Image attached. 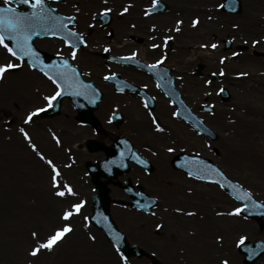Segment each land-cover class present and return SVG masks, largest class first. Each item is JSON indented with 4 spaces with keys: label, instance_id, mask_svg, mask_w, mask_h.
<instances>
[{
    "label": "rangeland",
    "instance_id": "obj_1",
    "mask_svg": "<svg viewBox=\"0 0 264 264\" xmlns=\"http://www.w3.org/2000/svg\"><path fill=\"white\" fill-rule=\"evenodd\" d=\"M165 1L168 4L165 12L148 16H200V23L203 22L204 16H234L227 23L231 27L235 23L241 29L247 21L260 27L261 35L250 34L247 35L250 36L248 39L246 35L243 37L233 34L224 35L225 38L233 41V46L227 51L224 50V45H221L224 38L221 35L219 40L215 38L217 39L215 41L212 36L199 31L189 34L190 37L185 41V55L192 48L200 49L201 61L205 65L206 73L223 71L221 82L214 83V88L218 91L219 86L224 85L232 94L231 100L225 101L229 103L227 106L219 110L217 104L218 113L222 115L221 118L226 119L229 129H227L228 133L221 128L216 129L219 139L215 141L207 137L184 138L183 145L179 146L177 151L180 152L181 148H184V152L200 154L211 159L258 200L264 201V95L256 88L258 84L263 83L264 65L250 68L244 64L250 63V58L255 57L264 63V52H260L258 47L264 45V0H241L242 10L236 14H229L222 7L217 6L221 5L223 0ZM50 3L52 4V0ZM151 4L152 0H136V5L141 7L139 15L145 16L144 10ZM59 9V12L63 13L73 10L67 7H59ZM100 9L98 6L97 11L100 12ZM186 21L189 25L191 24L189 19ZM255 24L252 26L254 27ZM185 28L189 29L188 26ZM108 29L109 27L106 28ZM233 37H235L234 40ZM253 40H258L261 44L254 46ZM215 42L218 46L214 50L215 53L211 55L207 54L209 47H201V45H210ZM239 44L248 46L250 49L239 52ZM35 45L49 54L55 55L57 51H60L71 60V52L62 40L37 38ZM252 48L258 51L253 52ZM233 52H238L239 56L233 57ZM208 57H211L212 62H209ZM221 57L227 58L223 64L220 63ZM9 59L12 58L3 48H0V63ZM71 62L86 78L87 68L77 59ZM111 70L116 71V69ZM91 71H99L101 76L110 72L109 69ZM238 73H247V75H237ZM229 76L231 85L227 82ZM96 85L99 86L97 82ZM99 87L104 96H107L106 90ZM54 91L55 86L51 81L39 71L31 69L26 62L19 70H11L3 79H0V264H123L113 244L100 229L91 223L87 228L84 227L86 223L84 217L91 213V197L95 193L87 163L105 158L101 151L88 149V140L94 137L100 142L111 143L117 134H125L124 129L121 127L115 131L107 127V122L101 121L106 134L100 139L92 129L89 130L90 127L82 126L76 119V110L68 98L63 100L59 114L50 118H41L37 115L32 122L25 125L24 119L27 112L38 106L44 107L46 102L43 96L51 95ZM203 101L208 102L206 99L201 100ZM110 107L113 109L110 111L108 109L107 116L114 110L113 106L110 105ZM98 116L102 119V116ZM199 116L204 119L203 114L199 113ZM216 116L220 115L216 114ZM205 121L208 124L211 122L207 119ZM20 127L25 128L32 142L36 143L39 150L47 158L52 159L59 168L61 190L63 184L67 183L76 192V196L61 198L54 195L55 190L50 183L51 170L28 146L19 132ZM72 129L73 133L78 134L80 138L71 144L72 141L68 140V135L69 130L72 131ZM53 133L59 137L61 141L59 145L53 139ZM242 134L249 135V139L244 137L243 141ZM187 140L190 141L187 142ZM174 141L176 142L175 139H165L163 148L171 147V142ZM133 143L141 152L139 144L136 141ZM228 158H231V163ZM152 163L154 170L147 175L152 185L158 189L148 186L144 188L149 194L159 199L158 207L153 213L147 214L130 207V197L111 184L112 219L125 233L129 244L140 246L146 252L141 258H128V264H221L223 260H228L229 264H246L237 241L241 236L246 237L245 241L264 240V223L259 224L257 220L241 215H227L235 207H239L240 203L218 185L189 178L184 173L175 171L171 165L155 161ZM132 167L134 170L139 169L134 165ZM159 170H163L167 175L162 177ZM119 179L121 180V177ZM80 200L86 203L80 214L75 215L71 220L73 232L51 252L43 250L36 257L28 255L31 248L35 246L31 232L36 231L40 236H45L54 226L62 223L60 219L62 211L70 203H78ZM177 208L183 211L178 213L175 211ZM186 212H195L196 215L188 216L184 214ZM198 212H203L204 215L211 214L210 222L206 224L203 231H207L205 235H209L211 241L215 240L212 242H217L214 247V243L210 244L211 241L207 242L206 247H202L199 243V228H196L195 222L191 220V218L195 220L194 217L198 218ZM218 213H224V215H218ZM224 219L228 221H225L226 226L223 224ZM190 221L192 222L190 225L185 224ZM157 224L163 226L159 232L156 230ZM187 226L190 227L186 228ZM193 230L196 232L195 235L184 239L187 236H185L186 231ZM89 233L96 237L95 242L88 239ZM209 237H207L208 240H210ZM217 237L223 239L218 240ZM163 246L166 249L164 248L161 253L158 248ZM259 261L256 263L264 264V255Z\"/></svg>",
    "mask_w": 264,
    "mask_h": 264
},
{
    "label": "flooded vegetation",
    "instance_id": "obj_2",
    "mask_svg": "<svg viewBox=\"0 0 264 264\" xmlns=\"http://www.w3.org/2000/svg\"><path fill=\"white\" fill-rule=\"evenodd\" d=\"M129 3L132 7H130L128 12L120 15L121 8ZM52 5L58 11L60 10L59 7L73 9L72 12L61 13L65 15H76L77 17V23L74 26L75 30L82 32L87 41V47L78 49L77 61L87 68L86 78L95 83L97 82L107 93V96L103 95L97 109L98 115H100V117L102 116L101 121L107 122L109 128L115 129V131L122 127L125 134L118 135H125L129 139L136 141L139 144L138 146L142 149L141 152L146 157H149L156 163L173 165L176 155H178V153H183V150H185L181 148L180 152L177 151L179 146L183 145L184 136H173V129L177 127L176 125L181 124L186 126V129L190 132L188 135L189 138H191V136L192 138L201 137L198 131L185 121L181 115L179 117H174L172 115L174 111H179L180 103L178 101L181 100L193 113L198 115L199 113L203 114L204 119L212 122L209 121L210 124H214V126L219 125L217 127L218 129L221 128L225 133H228L227 129H229V125L225 118L219 119L218 122L215 123V109L212 112H206L202 109L203 105L216 106L222 103L221 98L219 96V98L212 96L210 99L206 98L208 102H201V97L194 95V91L186 87L187 76H191L197 77L196 79H199V83L201 80V83H204L205 86L209 87L211 90L214 88V82L210 78L211 73H206L205 68L202 76L196 75L195 70L197 65L203 62L200 56L201 50L192 48L190 52L185 55V41L190 37L189 34L194 32L198 33L201 26H206L210 20L213 21V18L215 20V16H204L202 23H200V16H132L134 6H136V0H108L107 5L103 3V0H85L82 5L76 2V0H52ZM74 5L79 7V12H76ZM98 6L101 9L105 6L112 7L109 25L103 26L102 21L97 19V15L101 12V9L100 12L97 11ZM120 6L122 7L119 8ZM113 14H117L118 16H114ZM209 17H211V19H209ZM197 18L199 19V23L193 27L192 21ZM188 19L191 21L190 25L188 21H186ZM177 20L183 22L180 25L179 32L172 30L176 27ZM113 21L115 23H113ZM152 25H156L155 30L152 29ZM186 26H188L189 29L186 30ZM71 27H73V25H71ZM107 27H109L108 30H106ZM207 28L210 27L207 26ZM212 31L211 29L204 30L206 35L212 36L216 41V32ZM165 36L172 37L166 45L163 40ZM153 43L160 45V47L156 49L151 48L150 45ZM105 46L110 47V52H104L103 49ZM67 49L71 52L70 48L67 47ZM214 50L215 49L209 47L208 53H214ZM133 52H136L137 55L132 60L117 61L112 59L113 56H129ZM162 56L165 57L164 62L158 66L154 72H150L146 67H143V65L154 63ZM191 56H193V59ZM208 58L209 62H212L211 57ZM95 69H109L110 72L106 74L118 73L131 83L132 88L124 93H118L114 85L109 81H105L103 75L101 76L99 71H91ZM111 69H116V71H112ZM91 77L92 79H90ZM208 80L211 81L212 86L211 84L205 83V81ZM158 83L160 87H157ZM213 90L217 92L215 88ZM125 93L127 95H124ZM123 95L125 98L122 97ZM148 97H153L154 99L149 101V108L145 109L143 103ZM100 105H102L101 109ZM110 105L114 107V110L107 116L108 109L109 111L113 109ZM116 111H120L124 115H127L125 124L122 123L117 125L113 121L109 123V118L112 117ZM149 112L155 115L161 127L165 129L163 133L155 130ZM141 115L144 116L145 122L142 121ZM132 118L138 123L137 126H132V121H130ZM132 127L134 129H132ZM90 129L92 128H89V130ZM193 133L196 136H194ZM105 134L106 132H104L102 136ZM161 134L165 135V137L161 138ZM165 139L176 140V142H171V147L173 146L175 151L171 153L168 152L167 149L169 146L163 148ZM225 149L227 150V146H225ZM131 172L132 171H130V178L138 183L136 186L137 188L148 186L155 190L158 189V187L152 185V181L144 169L139 168ZM160 174L162 177L167 175L163 170H160ZM121 182H123V180H121ZM115 183L117 184H114V186H118L121 189L119 183ZM197 214L199 219L201 217L204 219L206 215V213L204 215V213L202 214L201 212ZM189 227L190 226H187L186 228Z\"/></svg>",
    "mask_w": 264,
    "mask_h": 264
},
{
    "label": "snow or ice",
    "instance_id": "obj_3",
    "mask_svg": "<svg viewBox=\"0 0 264 264\" xmlns=\"http://www.w3.org/2000/svg\"><path fill=\"white\" fill-rule=\"evenodd\" d=\"M105 5L108 4V0H103ZM15 5H24L27 6L30 11H21L18 7H14ZM158 6V0H152V4L150 7L144 10V15L148 16L156 7ZM218 7H222L221 5H217ZM76 12H79V7L75 6ZM132 5L126 4L121 8L120 15L128 12ZM55 9L51 8L46 0H2V4H0V48H3L8 56L12 59L5 61L4 63H0V79L5 77V74L11 70H19L23 67L25 60L27 59L28 66L35 70L39 71L44 77H46L51 83L55 86V91L51 95L43 96V100L46 102L45 107H35L34 109L27 112L26 117L24 119V124L27 125L33 121L34 117L38 114H42L46 111V108H51L53 103L57 101V99L63 96L66 92L71 90V95L81 96L88 103L95 104L97 100V89L93 87L91 83L85 82L81 79L83 75L78 67L73 64L71 61L77 59V52L81 46L87 47V41L84 38V34L82 32L75 30V24L77 23L76 15H55ZM112 12V9L109 7H104L101 9L99 15L105 16ZM95 15V14H94ZM211 19V17H209ZM183 22L180 20L176 21V27L172 29L173 31L179 32L180 25ZM199 23V19H194L192 21V26L195 27ZM69 25H73V27H69ZM134 27V26H133ZM232 27L234 29L239 28L238 24H233ZM39 29V32H37ZM152 29H156V25H152ZM46 35L48 37L57 38L63 41V44L71 49L70 57L63 55L60 51L55 53L56 59L51 60L50 63H46L44 58L41 56L40 52L33 46V37L38 35ZM172 37L165 36L163 38L164 44L166 45ZM235 37H233V40ZM260 41L253 40L252 44L255 46L259 44ZM247 43V41H245ZM216 43H212L210 45H201V47H210L212 49L217 48ZM151 48L156 49L160 47L155 43L150 45ZM104 52H110V47L105 46ZM137 55L136 52H133L129 56H121V57H112L114 60L126 61L132 60ZM233 57L239 56L238 52L232 53ZM165 57H161L156 60L154 63L143 65L150 72H154L158 66H160L164 62ZM227 58L221 57L220 63L223 64ZM17 61V62H13ZM221 75L223 71L221 70ZM90 75V73H89ZM237 75H247V73H238ZM116 78V73H109L103 76L105 81L114 80ZM125 82L118 81V84H123ZM206 84H211V81H205ZM157 87H160V84H157ZM117 91L123 92V87H117ZM220 92H223L224 89H219ZM206 95H211V93H206ZM154 99L153 97H148L144 100L143 106L145 109L149 108V101ZM149 115L152 120V124L155 126V130L157 132L163 133L165 129L161 127L160 123L157 121V118L154 114L149 112ZM174 117H179L181 115L180 111H174L172 113ZM115 117V113L113 117L109 118V123H111L112 119ZM19 132L23 135L25 141H27L28 146L31 150L36 154L37 157L41 161H44L50 168V183L51 187L55 190L54 195L57 197H66V196H76V192L73 188L67 184H63V189L61 190V181L59 179L61 173L57 165L54 163L52 159L47 158L43 152H41L36 143L32 142V138L29 133L25 130L24 127L19 128ZM53 139L56 144H60L61 141L55 133L52 134ZM123 144L126 146V151H121L120 159L118 160H110L105 162L106 169L109 165L121 163L123 158L131 153V158L133 160L138 161L141 165L147 163L146 160L140 158L138 155L132 152L131 146L128 141H123ZM168 152L175 151L174 148L169 147L167 149ZM190 163L196 165L198 167L197 172H193L191 169L187 172L189 177H194L197 180L208 181L213 184L219 185L220 188H230L232 190V196L237 201H252V193L248 190H245L238 182H234L230 180L226 174L219 168L212 165L206 164L204 161L198 159L197 156L190 158ZM187 166V164L183 165ZM202 173V174H201ZM191 192V189H189ZM137 195L143 196V193H137ZM86 202L80 200L78 203H70L69 206L62 211L61 221L62 223L59 226H54L51 231L45 236H40L38 232H31V236L34 238L35 246L31 248V251L28 255L32 257H36L43 250H47L51 252L54 247H58L59 244L66 239V237L73 232V227L71 224L72 218L80 214L81 209L84 207ZM138 207L141 209L147 208V204H141L139 201L137 202ZM261 208H264V204L259 205ZM249 205L247 203L241 204L239 207H235L232 212L227 213V215L239 216L241 212L247 209ZM176 212H182L183 210L177 208ZM188 216L196 215L195 212H186L184 213ZM218 215H224V213H218ZM91 219H96V217H92ZM86 221L84 227L87 228L91 220L88 216L84 217ZM108 218L103 217L102 220H97V223L105 224L107 228H109V236L112 237L116 253L119 255L120 260L123 264H128L127 257H125L122 253H120L119 242H120V234L111 230V226L107 223ZM163 226L161 224H157L156 228L160 229ZM88 239L90 241L95 242L96 237L88 234ZM218 240H222V237H217ZM246 240V237L241 236L237 241L238 245H243ZM221 264H229L228 260L221 261Z\"/></svg>",
    "mask_w": 264,
    "mask_h": 264
},
{
    "label": "water",
    "instance_id": "obj_4",
    "mask_svg": "<svg viewBox=\"0 0 264 264\" xmlns=\"http://www.w3.org/2000/svg\"><path fill=\"white\" fill-rule=\"evenodd\" d=\"M46 3L48 4L47 0H46ZM224 4H225V5H223L224 9L229 11V12H237L241 8L240 0H225ZM165 7L166 6L164 5L163 2H159L158 6L154 10L164 9ZM21 11H30V9L28 8L27 10H21ZM54 14L59 15L58 13H56V11ZM37 32H39V29H37ZM38 36H46V35L41 34ZM36 37L37 36L33 37V40H32L33 46H34V39ZM37 51L40 52L41 56L44 58L46 63H50L51 60L56 59V56H53L52 59L47 61L48 54L46 52L39 50V49H37ZM25 61L27 62V59ZM81 79H83L82 76H81ZM87 83H91V82H87ZM91 84L93 85L94 88H96V86L93 83H91ZM66 97L71 98V100L74 104V107L77 109V112H78L77 117L82 123L91 124L97 130L101 129L100 122L98 121V119L93 114V109L97 107V102L99 101V99L101 97V93L99 90L97 91V97L98 98H97L95 104L88 103V101L85 100L81 96L71 95V90H69L63 96L59 97L57 99V101H55L53 103V106L51 108L46 109V111L44 113H42L41 115L43 117H52V116L58 114L60 112L62 101ZM224 97L225 98L229 97L227 90L224 91ZM205 108L209 109L208 107H205ZM197 124L200 127L202 132H205L206 134L210 135L212 138L216 137V133L212 129L207 127L203 123L202 120L197 119ZM125 140L126 139H123V138L118 139L116 141L117 148H112L110 146L108 147L106 145L94 146V149L105 150L107 152V159L105 161L96 162L94 164H88L87 165V167L89 169V173L92 177V181L95 184L96 191H97V193L92 196V213L90 214L89 218H90L91 222L95 226L100 228L105 233V235L110 239V241H112L114 244L112 237L109 236V234H108L110 229L107 228L105 226V224L96 222L97 220H102L103 217H107L108 218L107 223L111 226V230H114L115 232H118L120 234V242L118 245L120 251L126 257H130V256L141 257V256L145 255V251L141 247H138L136 245H130L125 240V234L118 229L116 223L111 218V215H110L111 199L109 196L110 188L108 187L107 182H105L103 180V178L113 179L117 175L123 174L129 170L130 166L128 165V161L133 160L131 158V153H129L128 155H126L123 158V161H122L123 166L121 165V163H116V164L109 165V167L107 169L105 167L106 161H110V160H118L119 161L121 151H126V146L123 144V141H125ZM128 143L131 146L132 152L140 157V155L133 148L132 144L130 142H128ZM190 158H192V157L188 156V155H182V156L178 157L176 159V166L179 168L183 167L186 171H189L191 169L194 173L197 172L198 167L189 162ZM198 159L204 161L208 165L215 166L211 163L210 160H206L202 157H198ZM133 161H136V160H133ZM136 162H138V161H136ZM185 164H187V166H183ZM145 165L147 167L150 166V164L148 162ZM149 169H152V167L150 166ZM125 188L127 189L128 193L131 194L132 197H135V199L132 200V202H131L132 206L139 208L138 204H137L138 201L141 204H147V208L142 209L146 212H151V209L153 207H156L158 201L154 197L148 196L143 190H141L140 192H136L132 186V183L129 180L127 181V185L125 186ZM225 189L230 194L232 193V190L230 188L226 187ZM137 193H143L144 195L140 196V195H137ZM252 198H253L252 201H240L242 203H247L249 205V207L247 209L243 210L242 212H243V214H245L248 217L261 218L262 216H264V208H261L259 205L264 204V203L257 201L253 196H252ZM139 209H141V208H139ZM92 217H96V219H91ZM241 250L247 254V258H246L247 263L251 264L261 254L264 253V241L257 240L255 242H245L243 245H241Z\"/></svg>",
    "mask_w": 264,
    "mask_h": 264
},
{
    "label": "bare ground",
    "instance_id": "obj_5",
    "mask_svg": "<svg viewBox=\"0 0 264 264\" xmlns=\"http://www.w3.org/2000/svg\"><path fill=\"white\" fill-rule=\"evenodd\" d=\"M138 1V0H137ZM76 2H78V3H81V5L82 4H84V2H85V0H76ZM225 5V4H224ZM140 5H136V6H134V9H133V15L132 16H140L139 15V10H140ZM242 10V6H241V8H240V10L239 11H237V12H240ZM159 14V13H158ZM234 16H215V20H214V18H213V21H211L210 20V22H208L207 23V25L206 26H201L200 28H199V32L200 33H205L204 32V30L205 29H211V30H213V31H215V32H217V33H219V36L221 35L222 37H225V36H227V35H229V34H233V35H237V36H239L240 37V35H241V37H243V35H252V34H257V35H261L260 33H261V30H260V27L257 25V24H255V23H250V22H245V24H244V26L240 29V28H238V30H233V27H231V26H229L228 24H226V23H228V21L230 20V19H232ZM247 18H252V16H247ZM254 20H256V18H253ZM253 24H255L254 25V27L252 26ZM207 26L208 27H210V28H207ZM225 35V36H224ZM250 36H247L246 37V39H248ZM259 44H261V42H259ZM259 49H261V50H263L264 51V45H259ZM215 53V52H214ZM207 54H209V55H211V54H213V53H207ZM192 57V59H193V56H191ZM250 63H247V62H245L244 64L246 65V66H248V67H254V68H258V66L259 65H264V63L260 60V59H257V58H250ZM248 64V65H247ZM254 68H252V69H254ZM259 69H261V68H259ZM197 77H191V76H187V79H186V87H188V89L189 90H193L194 91V95H197L198 97H201V99H206V98H211L212 96L214 97V96H216L217 98H219L218 96V94H217V92H215L213 89L211 90L209 87H207V86H205V84L204 83H201V80H200V83H199V79H196ZM229 80L227 81L230 85L232 84L231 82V79H230V76H229V78H228ZM196 81V82H195ZM195 82V83H194ZM262 84H258V86L256 87L257 88V90L259 91V92H261V93H263V95H264V80H262ZM214 83H216V82H214ZM226 85V84H225ZM211 86H212V83H211ZM230 90V89H229ZM124 92H126V91H124ZM123 92V93H124ZM206 93H211V95H206ZM192 94V95H193ZM124 95H127L126 93L124 94ZM124 95L122 96L123 98H125L124 97ZM221 95V94H220ZM231 97H232V94H231ZM231 100V99H230ZM220 101V100H219ZM229 104V103H228ZM227 104V102H222V103H220V104H218L219 105V110H221V107H223V106H227L228 105ZM102 105H100V109L102 108L101 107ZM214 107V109H215V112H216V114H219L220 116H216L215 117V123H217L218 122V120L219 119H223V118H221L222 117V115L220 114V113H218V109H217V105L215 106H213ZM142 116V115H141ZM126 117V116H125ZM130 117V116H129ZM130 119H131V117H130ZM141 119V118H140ZM125 121H126V119H125ZM130 121H132V126H137L138 125V123H136L135 122V119H133L132 118V120H130ZM141 121V120H140ZM142 121H144L145 122V118H144V116H142ZM224 124V123H223ZM106 125L108 126V123H106ZM214 125V124H213ZM177 127H174V129H173V136L175 137V136H177V137H180V136H184V138L186 139V138H188V135L190 134V132L188 131V129H186V126H183V125H181V124H179V125H176ZM219 126V125H218ZM218 126H216L215 125V127L217 128ZM132 129H134L133 127H132ZM249 135H245V134H242V139H243V141H244V139L245 138H247ZM163 137H165V135H162L161 134V138H163ZM245 137V138H244ZM80 137H79V135L78 134H76V133H73V129H72V131L71 130H69V135H68V140H71L72 142H71V144L73 143V141H75V140H78ZM249 139V137L247 138V140ZM190 140H187V142H189ZM230 154H231V151H230ZM249 155V154H248ZM228 161H229V163H231L232 162V160H231V158H228ZM132 170L134 171V168H132ZM131 170V171H132ZM132 171V172H133ZM178 172H181V171H179V170H177ZM131 172V173H132ZM180 185V184H179ZM55 205V204H54ZM202 214H203V212H201ZM211 215V214H210ZM209 215V213L208 214H206L205 215V218L204 219H197V220H193V218H191V220L193 221V222H195L194 223V225L196 226V228H199V230H198V234H199V243L202 245V247H206L207 246V242H210L211 241V238L209 237V235H205L206 234V232L207 231H203L204 229H205V227H206V224L207 223H209L210 222V218H211V216ZM225 221L226 222H228L227 220H225L224 219V226H226L227 225V223H225ZM40 222V221H39ZM190 223H192L191 221L190 222H185V224H190ZM196 233V232H195ZM185 236H186V234H185ZM207 237H209V239L210 240H208L207 239ZM181 238H184V237H181ZM188 238V236H186L184 239H187ZM212 241H215L214 239L212 240ZM210 242V244H212V243H214V242ZM217 243V242H216ZM216 243H214L213 244V247L214 246H216ZM164 248H165V246H163L162 248H158L159 249V251L162 253L163 251H164ZM166 249V248H165ZM258 262V261H257ZM260 262V261H259ZM257 264V263H256Z\"/></svg>",
    "mask_w": 264,
    "mask_h": 264
}]
</instances>
